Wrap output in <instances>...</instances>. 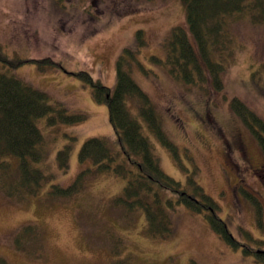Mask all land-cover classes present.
<instances>
[{"label": "rangeland", "instance_id": "rangeland-1", "mask_svg": "<svg viewBox=\"0 0 264 264\" xmlns=\"http://www.w3.org/2000/svg\"><path fill=\"white\" fill-rule=\"evenodd\" d=\"M186 23L182 0H0V44L10 57L23 60L15 73L48 93L54 109L37 120L47 151L39 166L55 174L45 187L74 181L86 139L115 140L108 105L95 99L91 82L81 73L114 88L118 60L126 55V70L151 97L175 146L161 142L128 102L160 166L183 186L196 171V180L242 245L235 247L203 213L184 205L173 213L171 238L148 237L143 211L112 204L126 181L91 173L82 191L70 198L53 200L46 188L16 201L0 189V256L10 264H264L245 251L246 245L264 249V213L258 220L246 192L264 206V153L230 102L239 98L264 119V25L247 19L232 23L223 88L216 90L208 78L203 85H188L157 60L165 58L164 41L173 27ZM139 30L145 33L142 44ZM128 47L132 54H126ZM61 109L84 119L60 121ZM49 116L56 122L49 124ZM68 143L73 146L70 168L62 173L56 154ZM28 224L39 225L41 238L30 237L19 251L14 238Z\"/></svg>", "mask_w": 264, "mask_h": 264}, {"label": "trees", "instance_id": "trees-1", "mask_svg": "<svg viewBox=\"0 0 264 264\" xmlns=\"http://www.w3.org/2000/svg\"><path fill=\"white\" fill-rule=\"evenodd\" d=\"M187 12L186 27L175 26L164 41L166 51L163 63L173 77L191 84H201L208 78L216 90L223 88L222 73L225 70L223 56L232 43V23L237 19H247L264 25V0H182ZM139 44L144 43L145 33H137ZM126 48V54H132ZM41 61H51L42 59ZM22 59L10 57L0 44V189L3 193L22 201L27 197L38 196L46 188L53 200L70 198L82 191L88 175H115L126 181L122 191L111 199L116 207L127 212L143 211L145 233L155 239H169L174 233V216L177 205L203 213L210 226L235 247L242 245L228 228L227 222L217 212V205L202 185L196 180V171L189 176L187 186L169 176L160 166L149 138L143 133L141 122L130 112L137 108L148 128L171 148H175L162 128L161 120L151 97L126 70V55L118 60L117 82L114 88L94 80L88 72L81 76L88 79L94 88V97L106 103L110 122L116 133L115 140L97 136L86 139L78 157L81 170L69 185L52 183L55 174L45 172L40 167L47 157L45 139L37 125L38 118L53 111L49 95L45 91L23 80L15 73ZM231 107L253 130L260 149L264 153V119L239 98H234ZM60 121L84 119L83 115H67L60 110ZM48 123L56 122L49 116ZM72 143L58 150L56 162L62 173L70 168ZM45 187V188H44ZM171 192L175 196H167ZM255 208L258 220L264 213L260 200L246 191ZM39 225L28 224L22 227L14 238V246L23 251L33 237L41 238ZM246 252L264 262V249L257 251L246 245ZM0 264H10L0 256Z\"/></svg>", "mask_w": 264, "mask_h": 264}, {"label": "flooded vegetation", "instance_id": "flooded-vegetation-1", "mask_svg": "<svg viewBox=\"0 0 264 264\" xmlns=\"http://www.w3.org/2000/svg\"><path fill=\"white\" fill-rule=\"evenodd\" d=\"M241 144V147H243V141L242 142H240ZM243 150L245 151V149L243 148ZM244 154H245V156H247V154L244 152ZM248 160V159H247Z\"/></svg>", "mask_w": 264, "mask_h": 264}]
</instances>
